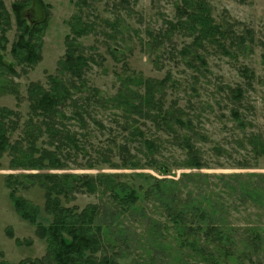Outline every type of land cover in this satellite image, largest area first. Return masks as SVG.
<instances>
[{
	"label": "rangeland",
	"instance_id": "rangeland-1",
	"mask_svg": "<svg viewBox=\"0 0 264 264\" xmlns=\"http://www.w3.org/2000/svg\"><path fill=\"white\" fill-rule=\"evenodd\" d=\"M202 1L215 21L231 31L225 50L208 43L195 46L186 29L173 30L170 24L178 21L181 0H41L43 6L38 0H0L11 16L5 34L8 43L2 52L7 64L14 63L10 52L18 33L13 5L28 3L23 15L29 24L47 22L42 60L31 68L15 64L16 74L0 75V87H6L0 88V110L17 115L8 120V124L18 125L9 135L12 144L18 141L27 146V89L32 83L48 87L49 76L60 77L66 38L72 34L76 17L90 31L78 40L89 59L87 92L97 89L108 100L117 95L122 83L131 82V89L144 94L139 79L160 82L170 76L171 81L156 91V100L182 119L181 124L172 120L168 127L130 115L124 108L99 104L92 114L94 120L84 115L83 122L76 117L65 121L81 147L68 156L65 169H13L10 153L0 157V264H19L47 254V244L37 236L36 228L23 221L12 204L6 186L11 175L110 174L144 188L147 178L137 175L167 179L178 184L183 201L200 198L209 209L213 202L225 204L226 217L238 230V239H245L247 229L264 230V207L243 201L232 190L245 182L264 186V155L257 156L251 144L264 143V0ZM198 57L205 60V66ZM244 70L250 72L248 77ZM12 87L19 98L9 93ZM238 89L241 97L235 96ZM46 140L41 138L39 146L53 151ZM146 141L155 144L152 153ZM187 143L200 157L201 168L188 167ZM89 165L95 167L86 168ZM18 196L42 210L45 207V191L39 186L20 190ZM107 201L98 195L80 194L66 206L82 210ZM138 208L133 218H123L115 225L117 247H108V252L118 255V264H205L177 241L162 206L140 201ZM121 230L124 232H118ZM263 238L262 232L258 249L238 241L233 253L240 264H264Z\"/></svg>",
	"mask_w": 264,
	"mask_h": 264
},
{
	"label": "trees",
	"instance_id": "trees-1",
	"mask_svg": "<svg viewBox=\"0 0 264 264\" xmlns=\"http://www.w3.org/2000/svg\"><path fill=\"white\" fill-rule=\"evenodd\" d=\"M183 8L178 9L180 15L175 24H170L173 30L186 29L194 37L195 46L205 43L216 45L221 50L226 49V41L230 32L215 21L210 7L202 0H181ZM43 6L41 0H38ZM28 3L14 4L12 7L16 28V40L10 54L14 63L7 64L3 51L6 50L8 39L5 37L6 28L10 27L9 12L0 2V75L4 77L10 72L15 73V64L34 67L42 60V38L47 22L40 21L29 24L23 15ZM48 18V14L46 15ZM71 25L72 34L66 38V54L60 65V77L49 76L48 87L40 83H32L27 89L29 102V117L25 122V137L21 142L11 143L10 133L16 130L17 124L9 122L17 117L16 112L8 109L0 110V157L10 153L11 168L21 170H63L65 161L71 152L81 150L76 136L70 133L66 126L67 120L77 118L83 122L87 118L94 120L93 112L99 104H111L116 109L124 108L130 114L143 119H151L156 123L171 126V121L181 124L182 119L177 113L164 109L162 100H156V91L165 87L171 77L163 81L139 79L140 87L145 86L144 94L131 89L129 83H122L115 97L108 100L99 90L91 88L87 92L86 73L89 59L82 50L79 39L90 33L85 26H81L80 18L74 19ZM6 27H2L4 25ZM204 66L205 60L197 58ZM249 76V71H243ZM131 81V79H128ZM137 81V82H138ZM133 82V81H132ZM14 87V86H13ZM9 93L19 98L14 88ZM1 89L6 88L1 85ZM7 92V91H4ZM235 96L241 97L238 89ZM70 111V114H68ZM240 120L237 113L233 114ZM177 116V117H176ZM140 131H137L139 133ZM141 135V134H140ZM47 137V142L54 150L39 146L41 138ZM190 156L189 168H201L200 157L187 143ZM254 153L264 155V143H251ZM146 148L152 153L155 144L145 142ZM66 153L65 155H62ZM132 167H138L131 164ZM89 165L88 169H93ZM147 188L136 187L133 183L121 180L122 176L76 175V174H28L10 176L6 181L12 204L20 218L36 228L37 236L47 244V254L42 259L24 260L19 264H118L117 256L108 252L115 249L117 241L113 239L115 225L123 218H133L139 212L140 201H152L163 207L165 216L176 231L177 241L192 252L199 255L205 264H240L239 257L235 258L234 249L238 241L245 247L256 248L262 240V232L258 229H247L245 239L236 237L238 230L226 217V206L221 202H213L209 209L202 199L183 201L181 192L174 181L158 180L145 175ZM149 183H148V182ZM32 186H39L45 191V207L38 206L18 196L20 190L27 191ZM240 194L243 201L253 202L264 207V186L256 183H238L232 189ZM179 191V192H177ZM231 192V190H230ZM80 194L98 195L106 198L102 205H89L80 210L78 207L66 205ZM123 233L124 231H118ZM259 240V241H258ZM264 240V238H263ZM124 244V243H123ZM115 252V251H114ZM123 251H121L122 254Z\"/></svg>",
	"mask_w": 264,
	"mask_h": 264
}]
</instances>
